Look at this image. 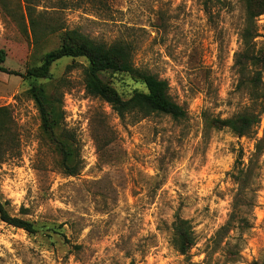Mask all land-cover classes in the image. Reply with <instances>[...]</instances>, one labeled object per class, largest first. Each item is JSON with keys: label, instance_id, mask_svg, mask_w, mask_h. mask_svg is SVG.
Wrapping results in <instances>:
<instances>
[{"label": "rangeland", "instance_id": "rangeland-1", "mask_svg": "<svg viewBox=\"0 0 264 264\" xmlns=\"http://www.w3.org/2000/svg\"><path fill=\"white\" fill-rule=\"evenodd\" d=\"M220 1L207 12L205 0H38L34 34L25 0H0L10 72H0V108L14 120L0 137V196L37 229L0 219V264H264V154L250 165L264 117L256 137L215 126L252 107L234 67L245 7ZM66 30L132 45L134 65L166 80L186 117L122 119L87 94L86 59L57 62L53 80L38 83L62 101V130L79 169L69 176L61 147L42 128L28 75ZM258 33L262 47L264 15ZM103 78L126 98L146 90L126 74ZM232 214V229L222 231ZM177 218L195 233L188 255L172 243Z\"/></svg>", "mask_w": 264, "mask_h": 264}, {"label": "trees", "instance_id": "trees-1", "mask_svg": "<svg viewBox=\"0 0 264 264\" xmlns=\"http://www.w3.org/2000/svg\"><path fill=\"white\" fill-rule=\"evenodd\" d=\"M215 2L220 0H205L206 11L209 12ZM246 20L241 33L243 48L235 55V68L239 75L238 88L247 90L252 102L250 110H246L232 118L215 120V126L220 129H229L239 137H256L264 117V45L259 47L256 39L258 33V19L264 15V0H242ZM25 8L29 17V29L36 34L37 22L33 13L39 6L38 0H25ZM21 11H22V7ZM24 10V9H23ZM62 27H50V33L62 31ZM65 37L60 47L48 52L39 67L30 69L29 78L34 83L30 94L40 112L43 130L52 136L61 147L64 154L63 167L69 176L77 175L79 169L74 167V150L68 145V136L63 133L62 125L65 120V112L62 101L49 94L44 84L39 80L51 81L52 67L63 59H86L88 67L85 71V89L88 95L99 98L109 104L113 111L122 119L129 115L142 118L153 114H163L175 120L186 117L185 109L176 103L170 95V86L166 80L142 71L134 65V52L132 45L124 42H116L112 45L99 43L77 30H66ZM7 61V52L0 50V72L10 73L3 65ZM126 74L133 80L142 84L145 91L135 90L128 98L124 97L113 85L107 83L103 77L107 74ZM13 114L6 108H0V137L4 133V127L12 124ZM61 131V133H59ZM2 141L0 140V146ZM264 154V136L259 139L255 146L250 165L259 163ZM242 155V154H241ZM0 163H2L0 161ZM253 167H250V170ZM241 195H238V198ZM239 201L236 200L234 210ZM254 206V205H252ZM25 212V209H22ZM235 216L230 220L222 231H230ZM0 219L14 227L23 229L29 233H36L34 223L22 218L12 216L10 202L3 201L0 196ZM174 234L172 243L182 255H188L196 244L195 233L189 220L177 218L173 224Z\"/></svg>", "mask_w": 264, "mask_h": 264}]
</instances>
